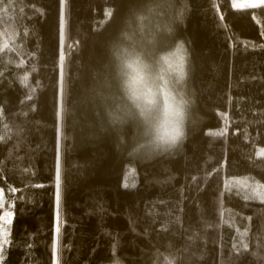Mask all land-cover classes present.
<instances>
[{"label": "trees", "instance_id": "obj_1", "mask_svg": "<svg viewBox=\"0 0 264 264\" xmlns=\"http://www.w3.org/2000/svg\"><path fill=\"white\" fill-rule=\"evenodd\" d=\"M141 2L0 0V264H264V4L175 0L193 119L133 161L87 89Z\"/></svg>", "mask_w": 264, "mask_h": 264}, {"label": "clouds", "instance_id": "obj_2", "mask_svg": "<svg viewBox=\"0 0 264 264\" xmlns=\"http://www.w3.org/2000/svg\"><path fill=\"white\" fill-rule=\"evenodd\" d=\"M185 19V4L142 0L103 42L104 59L94 70L88 100L109 128L120 133L131 129L121 143L133 161L174 152L193 119L190 53L183 41L171 40ZM67 58L64 48L61 59Z\"/></svg>", "mask_w": 264, "mask_h": 264}, {"label": "rangeland", "instance_id": "obj_3", "mask_svg": "<svg viewBox=\"0 0 264 264\" xmlns=\"http://www.w3.org/2000/svg\"><path fill=\"white\" fill-rule=\"evenodd\" d=\"M231 1H232V6L234 8L255 7L264 4V0H231ZM263 153H264V149L260 148L259 154L261 155ZM248 190L254 193L256 199L258 200L264 199V184L253 180V182L250 183ZM0 227H3V224H1ZM2 232L3 229L1 228L0 235L2 234Z\"/></svg>", "mask_w": 264, "mask_h": 264}, {"label": "snow or ice", "instance_id": "obj_4", "mask_svg": "<svg viewBox=\"0 0 264 264\" xmlns=\"http://www.w3.org/2000/svg\"><path fill=\"white\" fill-rule=\"evenodd\" d=\"M11 243H12L11 240H9V244H8V245L3 246V247H0V257L3 258V261L6 259V256H5L6 248H7V246H9Z\"/></svg>", "mask_w": 264, "mask_h": 264}]
</instances>
